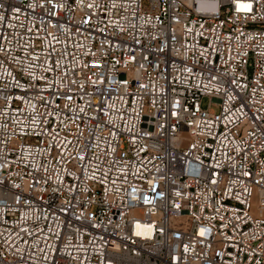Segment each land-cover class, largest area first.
I'll list each match as a JSON object with an SVG mask.
<instances>
[{"label":"built area","instance_id":"obj_1","mask_svg":"<svg viewBox=\"0 0 264 264\" xmlns=\"http://www.w3.org/2000/svg\"><path fill=\"white\" fill-rule=\"evenodd\" d=\"M0 264H264V0H0Z\"/></svg>","mask_w":264,"mask_h":264},{"label":"rangeland","instance_id":"obj_2","mask_svg":"<svg viewBox=\"0 0 264 264\" xmlns=\"http://www.w3.org/2000/svg\"><path fill=\"white\" fill-rule=\"evenodd\" d=\"M209 103H210V100L208 98L204 99L202 102L203 107H206ZM212 108L216 109V104H212Z\"/></svg>","mask_w":264,"mask_h":264}]
</instances>
